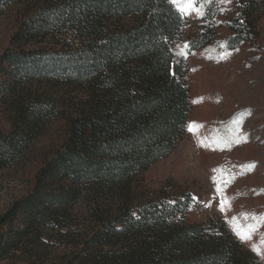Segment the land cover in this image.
Segmentation results:
<instances>
[{
    "label": "trees",
    "instance_id": "1",
    "mask_svg": "<svg viewBox=\"0 0 264 264\" xmlns=\"http://www.w3.org/2000/svg\"><path fill=\"white\" fill-rule=\"evenodd\" d=\"M18 3L0 51V170L51 115L64 133L0 211V264H66L67 251L69 264H261L224 220H185L190 194L169 178H141L185 131L190 69L175 45L208 47L215 22L169 0H0V14ZM258 11L236 2L217 45L256 42Z\"/></svg>",
    "mask_w": 264,
    "mask_h": 264
},
{
    "label": "rangeland",
    "instance_id": "2",
    "mask_svg": "<svg viewBox=\"0 0 264 264\" xmlns=\"http://www.w3.org/2000/svg\"><path fill=\"white\" fill-rule=\"evenodd\" d=\"M241 1L209 0L205 8L198 0L190 6L187 0L172 3L188 19H212L217 37L200 49L188 50L185 37L175 45L190 69L185 131L167 155L141 172V178L154 190L169 178V189L190 194L182 213L185 220H224L264 264V0H258L256 42L228 50L217 45L230 33L226 19ZM19 6L2 7L0 51L14 28L12 9ZM1 111L0 105V126L7 128ZM63 133V121L51 115L17 163L0 170V211L31 187L43 154L61 142ZM70 255L67 251L63 258L66 264Z\"/></svg>",
    "mask_w": 264,
    "mask_h": 264
},
{
    "label": "snow or ice",
    "instance_id": "3",
    "mask_svg": "<svg viewBox=\"0 0 264 264\" xmlns=\"http://www.w3.org/2000/svg\"><path fill=\"white\" fill-rule=\"evenodd\" d=\"M170 3H176V0H169ZM189 6L193 3H195V0H187ZM181 11H184V9L182 8ZM191 130V129H190Z\"/></svg>",
    "mask_w": 264,
    "mask_h": 264
}]
</instances>
